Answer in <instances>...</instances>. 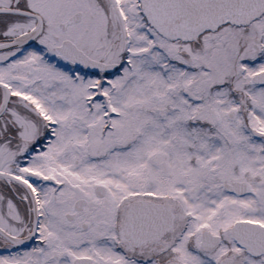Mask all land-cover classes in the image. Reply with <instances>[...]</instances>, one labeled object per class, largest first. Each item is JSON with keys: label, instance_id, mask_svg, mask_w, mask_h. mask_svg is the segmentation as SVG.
Returning <instances> with one entry per match:
<instances>
[{"label": "snow or ice", "instance_id": "1", "mask_svg": "<svg viewBox=\"0 0 264 264\" xmlns=\"http://www.w3.org/2000/svg\"><path fill=\"white\" fill-rule=\"evenodd\" d=\"M0 264H264V0H0Z\"/></svg>", "mask_w": 264, "mask_h": 264}]
</instances>
